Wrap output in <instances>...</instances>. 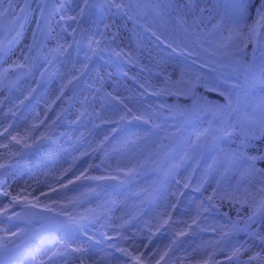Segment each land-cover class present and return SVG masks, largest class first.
I'll return each mask as SVG.
<instances>
[{
	"label": "bare ground",
	"instance_id": "obj_1",
	"mask_svg": "<svg viewBox=\"0 0 264 264\" xmlns=\"http://www.w3.org/2000/svg\"><path fill=\"white\" fill-rule=\"evenodd\" d=\"M71 1L72 4L67 2L68 8L75 7V0ZM182 3H187V0H182ZM20 5L19 8L15 7L14 17L25 8L28 22L20 21L25 27L17 43L10 45L9 41L20 30L18 24L16 31H11L4 42V48L0 51V69L16 61L17 54L22 59V53L27 52L31 42L34 8L27 0H21ZM205 6L200 4V7ZM176 7V4L169 5L168 0H160L156 10L144 9L139 13L129 10L128 16L115 17L114 23L119 34L113 39L115 29L108 30L112 46L116 52L123 50L129 55H121L119 63L114 64L101 54L97 65H92V72L84 80L83 88L74 97L68 92L67 82L77 75L86 60L83 59L82 49L76 45L67 57L64 52L58 54L54 51L55 41L59 38L57 32L60 37L65 35L60 28L51 34V38L42 41L38 50L34 49L29 54V79L22 83L20 89L0 95V131L13 125L15 134L23 131L28 124L44 120L51 136V140L45 141L38 151L27 152L13 167L4 171L0 177L5 181L4 188L14 195L24 184H31L37 189L34 195L39 196L42 202L36 208H51L60 212L68 206L78 205L72 208V214L87 213L90 219L82 224L83 228H67L64 233L68 235L61 237L62 241L71 242L72 247L79 244L88 247L89 259L86 264H124L126 257H123L120 249L128 248L133 239L142 250L156 253L155 259L150 258L148 264L155 263L165 251L168 254L160 264H204L210 254L217 264H227L226 256L231 253L232 246L240 244H245L249 250L242 253L237 264H249V257L256 253L260 254L259 258L250 264H264V241L260 239L264 237V214L257 213L253 220H249L248 217L256 210L255 206H250L251 202L241 205L230 200L238 183L241 191L246 187L255 191V186L261 180L256 174L247 175L242 180V168L225 172L223 162L226 154L240 147L238 135L227 134V141L202 154V148L196 144V137L199 131L208 127V121L198 123L183 133L182 119L176 117L171 121H162L157 112L164 104L148 95L150 92L188 95L190 92L186 85L174 83L180 78L182 69H187L185 80H194L199 72L205 79L202 81L205 88L217 85L225 95L234 90L241 93V88L233 86L244 85L243 71L232 70L235 63L229 61L231 66L221 67L219 54L213 57L210 55L211 49L209 52L204 51L208 48L204 41L215 21L206 16L202 22H194L192 14L181 13L183 27L187 28V32L181 33L176 28V24H180L175 19ZM196 15L199 16L198 10ZM105 22L113 23V20L105 18ZM140 25L147 27L145 33L139 30ZM53 26L56 27L55 23ZM88 27L85 25L86 29ZM104 31L103 24L99 25V32L95 27L85 31L87 49H90V40H100L99 48L92 45L96 51L90 49V53L103 50L101 33ZM156 35L161 40L158 41ZM165 43H171L173 47L179 44L181 48L187 45L194 49L201 58L197 60V66H192V59L180 54L179 50L173 53L167 46L163 47ZM68 44H73L71 37L68 38ZM201 44L203 47H200ZM236 56L242 61L252 62L253 45L248 43L244 53H237ZM201 61H207L215 70L209 73L205 71L206 68L199 70ZM254 63L257 70L264 63V48L259 45L256 47ZM43 73H46L44 80L41 79ZM168 76H171V81L166 83L165 77ZM97 80L104 84L101 98L91 95ZM27 95H32L33 99L25 105ZM262 96L264 87L257 85L249 87L247 95L242 94V99L252 106ZM112 98L118 99L120 105L109 102ZM92 104L95 105L98 119L91 114ZM23 106L26 108L21 112ZM128 109H131V113L126 115ZM133 115H144L145 118L152 115V121L145 124L134 120ZM57 116L61 117L59 125L53 121ZM121 116L130 122V127L117 134L114 132L115 121ZM98 122L108 125L96 128ZM155 123L162 124L158 132L152 131ZM231 131V128L226 129V132ZM172 133L176 135L172 136ZM66 136L72 140L64 142ZM161 137L173 138L174 144L159 150ZM7 142V139L0 137V144ZM3 151L0 149V153ZM246 154L254 155L255 149H248ZM157 156H162L164 166L153 177L146 178L141 168ZM133 166L137 172L126 176L125 173ZM256 168L264 169V162L257 161ZM85 176L89 178L85 179ZM77 177L80 179L77 180ZM69 180L75 183L68 184ZM37 181L41 184L37 185ZM104 183L111 184L113 189L99 190L97 196L86 189L87 185ZM185 184L190 189L188 194L183 192ZM48 185L57 191H50ZM151 189L156 190L154 202L145 206L140 198ZM41 191L46 193L47 198L40 195ZM209 197H212L211 201ZM91 199L93 201L89 202ZM7 203V197H0V208ZM173 204L176 205L175 209L172 208ZM210 204L218 208L213 211ZM198 210L202 213L198 220L200 227L188 229L183 222L190 224ZM162 213L165 214L163 219H167L166 214L170 213L173 220L179 223L171 225L170 221L171 226H166L167 230L161 228L158 231ZM0 229L5 230L0 231V236L14 232L9 224L0 223ZM181 231H187V235L177 236ZM222 232H227L228 236L217 244ZM56 242L55 232L45 236L40 227H35L28 239L18 242L19 247L15 248L16 253L9 264H40V261L47 260L57 251ZM61 259V256L54 257L49 264H79L77 259Z\"/></svg>",
	"mask_w": 264,
	"mask_h": 264
},
{
	"label": "snow or ice",
	"instance_id": "obj_2",
	"mask_svg": "<svg viewBox=\"0 0 264 264\" xmlns=\"http://www.w3.org/2000/svg\"><path fill=\"white\" fill-rule=\"evenodd\" d=\"M67 2L68 0H39L38 8L32 10L33 12H38V15L31 20L34 27L31 29V42L27 47V52L22 53V59L13 62V65L5 71L28 68V62L31 59L29 54L32 53L34 49L38 50L42 45V41L51 38V34L56 32L57 28H60V31L64 32L65 35L60 37L59 32H57V37L59 38L55 41L56 47L54 51L58 54H62L66 51V45L71 47V45L68 44L69 37H71L73 43H76V34H83L85 31H90L92 27H95L97 32H99V25L103 24L106 31L115 29V31H113V39H115L119 34V30L116 29L114 23L115 17L121 15L128 16L129 9L133 7L137 13H139L144 9L156 10L160 6V0H75V7L72 8L67 7ZM3 3L4 0H0V18L5 14L15 15L14 12L10 11L12 7L11 3H9V9H3ZM201 3L206 6L200 7ZM168 4H176L177 7L175 10L177 11V16L175 19L180 23V27L185 32H187V28L183 27L184 20L181 13H183V15L192 14L194 22H202L203 18L206 16L210 20H214L215 23L212 24V28L207 33V39L204 41V43L208 45V48H205L204 51L209 52L211 49L210 55L213 57H217L219 54L221 67L231 66L229 61L235 63L236 66L232 70L234 72H240L242 70L245 75V84L243 86L239 84L233 86L234 88H241V93H237L234 97L231 93L225 96V93L220 91L217 85L206 88L208 92H219V95L226 99L227 103L225 104H220L218 102L213 104L204 97H197L193 93L188 97L192 102V110L186 114V122L191 120L193 114H198L204 110V108L201 107L202 102L204 106L219 109L220 118L222 120L224 118L230 121L234 119V123L229 125L232 131L226 132V129L224 131L228 135H238L240 147L235 152L226 154L223 165L226 173L233 168H242V180L247 175L251 174H256L261 177L259 184L255 186V191H250L247 187L241 191L238 183L236 190L230 196V200L233 203L238 202L244 205L251 202L250 206H255L256 210L248 217L249 220H253L257 213L264 214V169L256 168L257 161L264 162V96L252 106H248L242 99V94L246 96L249 87H255L257 85L264 87V63L261 64L258 70L254 63L257 45L264 48V0H187V3H182V0H168ZM185 9H187V11H185ZM197 10L199 11V16L196 15ZM25 11V8H22V15L16 18V23L19 25L20 30L17 32V35L9 41L10 45L17 43L19 38L23 36L25 24L20 23V21L28 22ZM156 14L159 15V11H157ZM93 17H95V19H93ZM105 18L113 20V23H106ZM129 19H131V17H129ZM54 23L56 27L53 26ZM73 25H75V27H73ZM85 25L89 27L86 29ZM198 27L197 24V29ZM69 28H71V32L68 31ZM10 31H16V28ZM93 35H96V33H93ZM101 35L103 34L101 33ZM153 35H155V33H153ZM156 39L158 41L161 40L159 36H156ZM161 43H164V41H161ZM248 43L253 45L252 62L242 61L240 57L236 56L237 53L241 55L244 53ZM92 45H96V48H99L100 40L92 39L89 41V48L95 52L96 49H93ZM166 46L170 48L173 53L179 50L180 54L191 58L192 66H197V60L201 59L199 55L195 53V50L188 48L187 45L181 48L179 44L173 47L171 43H168ZM200 47H203V44H201ZM3 48L4 42L0 41V51H2ZM115 54L117 56L129 55L123 52V50ZM205 68H208L210 71L215 70L207 61H201L198 65V69L203 70ZM186 74L187 69H182L180 78L174 83L186 85L188 91L191 92L194 84L199 82L202 76L198 72L194 80H185L184 77ZM168 81H171V76L165 77V82L167 83ZM141 87L143 86L141 85ZM166 90L167 89H162V91ZM57 98L59 99V97ZM129 113H131V109H128L126 115ZM13 115H15V113H13ZM132 118L137 121H142L145 124L152 121V115H148L147 118H145L144 115H133ZM153 126L159 127V125ZM48 130L49 126L44 120H39L38 123L34 122L28 124L23 131L15 132V134H13V125L3 128V130L0 131V137L7 139L8 142L0 144V149L4 150L3 153H0V160L3 161L0 162V177L3 176L5 170L13 167L14 163L18 162V159H22L27 152L38 151L45 141L51 140ZM211 131V127L205 128L197 135L196 144L198 147L207 148L210 143H215L216 140L221 138V135H214L211 141H209L208 137ZM171 135L175 136L176 133H172ZM248 149H255V154H246ZM136 172L137 169L133 166L128 169L125 175L131 176ZM81 175L83 176V173ZM84 178L88 179L89 177L85 176ZM79 179L80 177H77V180ZM73 183H75V181H68V184ZM4 184L5 181L0 179V197L8 198V203L0 208V223H3L5 219L11 221L13 217L20 219L22 212L31 208H36L42 203L39 196L34 195L37 189L31 184H24L14 195L11 191L4 188ZM40 184L41 182L37 181V185ZM184 187L187 188L188 185L185 184ZM48 188L52 192L57 191L55 188H52L51 185H48ZM40 195L46 196L47 198L46 193L42 191ZM29 197H32V199L30 200ZM208 199L211 201L212 197ZM175 207L176 205L173 204L172 208L175 209ZM209 207H211V204ZM16 208H20V212L13 211V209ZM207 210L208 209H204V211ZM47 211H53V209H47ZM59 215H64V213L61 212ZM164 215V213L161 214L162 222H159L157 225L158 231L161 228L166 229V226L170 227L171 225L179 223L173 220L170 213L166 214L167 219H163ZM201 215L202 213L198 210L190 224L186 221L183 223L187 225L188 229H192L193 227L198 229L200 227L198 220ZM68 219L72 220L73 218L69 216ZM170 221L171 225L169 223ZM0 231L5 230L0 229ZM185 235H187V231L177 233V236ZM23 236V230L11 232L10 235L6 234L0 236V255L4 252L11 251L10 245L12 248H18L19 244L17 241H20ZM227 236V232H222L216 243L219 244L220 240H223ZM121 238L123 239L124 237ZM89 239L91 238L89 237ZM260 239L264 241V237H260ZM173 243H175V241ZM144 247L147 249V245ZM248 250L245 244H240L238 246L233 245L231 253L226 256L227 264H237L242 253ZM120 251L123 257H126L124 264H148L149 259H155L156 255V253L152 251L142 250L135 239L132 240L128 248L120 249ZM167 254V251H165L160 255V260H164ZM259 255V253H256L250 256L249 264L251 261L258 259ZM57 256L67 257L68 259L75 258L79 260V264H86L89 259V249L83 244H79L76 247H65L62 252L59 250L53 252L47 257V260L40 261V264H49V262ZM160 260H156L155 264H160ZM209 261H212V264H217V262L213 260L211 254L208 256V260L204 261V264H209ZM0 264H2V261H0Z\"/></svg>",
	"mask_w": 264,
	"mask_h": 264
},
{
	"label": "rangeland",
	"instance_id": "obj_3",
	"mask_svg": "<svg viewBox=\"0 0 264 264\" xmlns=\"http://www.w3.org/2000/svg\"><path fill=\"white\" fill-rule=\"evenodd\" d=\"M8 1H9V0H4V3H3V9L6 8ZM20 1H21V0H15V4H16L17 8L21 7V5H20ZM27 2H28V4H30V6H31L32 8H34V9H32V10H35V9L38 8L39 0H27ZM69 3L71 4V1H69ZM129 10H130V11H133V10H135V8L133 7L132 9H129ZM21 15H22V13L18 11L16 17H14L15 19H13V26H12V29L15 28L16 25H17V23H16V18L19 17V16H21ZM34 15L37 16V15H38V12H34ZM0 20H1V18H0ZM176 28H177L181 33H185V32L182 30V28L180 27V24H176ZM69 29H70L69 32H71V28H69ZM146 29H147L146 26H144V25H140L139 30H141V33H145V32H146ZM10 32H11V31H10ZM9 34H10V33H9ZM9 34H6V33H4V32L2 31V29H1V24H0V41L5 42L6 39L8 38V36H9ZM76 36H78V38H77V40H76L77 42L71 44V47H68V48L66 49V51H64L65 56L67 57L69 51L71 50V48H72L73 46L76 45L77 47H80V48L82 49V56H83V59L86 60V61L84 62V64H82V69L76 73L77 75H76L75 77H72V79H70V81L67 82V89H68V92H70V94L73 95V97H74V95H76L78 92H80V90L83 88V86H84V85H83V84H84V83H83L84 80L86 79V77L89 76L90 72H92V69H93V68H92V65H93L94 63H95L94 65H97L98 61L100 60L101 54L103 55V57H104L105 59H107L108 61H110L111 63H114V64H118L119 61L121 60V59H120L121 56L118 57V56L115 54L116 51H115V49L113 48L112 43H111V50L109 49V45H108V43H107V38H108L107 31H104V33H103V39H102L103 50H101L100 53H90V49H87V48H86V39H85V37H86V33H85V32H84L83 34H76ZM82 36H83V41H82V43H81V37H82ZM156 36H157V35H156ZM109 38H110V36H109ZM110 39H111V38H110ZM111 40H112V39H111ZM166 44H168V43H165V45H164L163 47H166ZM92 52H93V51H92ZM86 57H88V59H87ZM95 59H96V60H95ZM19 60H21V59H20V54H17V60H16V61H19ZM16 61H14V62H16ZM92 62H94V63L92 64ZM28 63H29V62H28ZM12 65H13V62L10 63V64H8V65H6V66L3 67L2 69H0V95H2V94L5 93V92H11V91H14V90H16V89H17V90L20 89V86L22 85V83H25V82L29 79V77H30V76H29L30 73H29L28 76H27L23 81H21L20 83L14 85V86H12V87H4V86H3V78H4L5 74L8 72V71H5V70L9 69ZM26 69H28V70L30 71V64H29V67L26 68ZM43 71H44V70H42V72H43ZM205 71L208 72V73H209V72H212V71H210L208 68H206ZM45 74H46V73H43V74L41 75V79H42V80H44V76H45ZM82 74H85V75H84V79H83V81L80 83V85H79V87L77 88V90H75V88L72 86V82H73L74 80L78 79L79 77H81ZM201 80H202L203 82L205 81V79H204L203 77H202ZM201 80L199 81L198 84H200ZM243 83L245 84V75H244V73H243ZM103 86H104L103 82H102L101 80H97V81H96V84L93 85V87H92V89H91V95H92L93 97H100V92H101V89H102ZM194 87H195V85L193 86L191 92H190L188 95H190V94L192 93ZM170 93H171V92H170ZM170 93H169V94H170ZM237 93H239V91L234 90L231 94H232V96L234 97ZM175 94H176V93H175ZM148 95H149L154 101H157V102H160V103H163V104H164V106H162L161 109L158 110V112H157L158 117H159L162 121H171L172 119H174V118H176V117L180 118V115L177 114V113H175V112L172 114V117H171L170 119H166V118L163 117L162 109H163V107L168 108V106H167V104H166L165 101H163L162 99H159V98H158V96H159V95H162V93H160V92H155V93H152V94H151V92H150V93H148ZM228 95H229V94H227V95H225V96H228ZM186 96H187V95H186ZM100 98H101V97H100ZM32 99H33L32 95H27V96H26V99H25V105H26V104H30V103L32 102ZM110 101H111L114 105H120V101H119L118 99H116V98H112L111 100H109V102H110ZM25 108H26V106H23V108L21 109V112H22ZM50 110H51V109H50ZM51 111H52V110H51ZM91 114H92V116H93L95 119H98V113H97V111H96V109H95V105H94V104L91 105ZM122 117H123V116L119 117V118L116 119V121H115V123H116V128H115L114 132L117 133V134L123 133L124 131H126V129H128V128L130 127V122H129L126 118H124V117H123V119H122ZM180 119H181V118H180ZM60 120H61V117H60V116L55 117L54 120H53V121H54V124L59 125V124H60ZM121 120H124V121L127 122V124H128L127 128H126L124 131H119V130H120V122H121ZM206 120L208 121V127H207V128L211 127V129H212V131L210 132L209 136L212 138V136H214V135H221V138L218 139V140H216L215 143H212V144L209 145L207 148H202V147H201V148H202V150H201L202 154H206V152L208 153V151H209L210 149H213V148L215 149L218 145L223 144L225 141H227V139H228V135L226 134V132H225L224 130H225V129H228V128H231V127H229V125H230L231 123H234V119L230 121V120H228L227 118H224V119L222 120V119L220 118V115H209V116H207L205 119H202V120L198 121V123L204 122V121H206ZM198 123H197V124H198ZM181 124L183 125L184 130H185L183 133H185V132L187 131L188 128L190 129L191 127H194V126H195V125H194V126H190V125L186 124V123H185V119H182ZM197 124H196V125H197ZM105 125H108V124L105 123V122H98V123H96L95 127H96V128H102V127H104ZM154 125H159V127H154V126H152V131H153V132H158V130L161 128L162 124H161V123H155ZM222 128H223V131H222ZM203 130H204V129H202V131H203ZM202 131H199V134H200ZM164 138L170 140V143H169L168 145H166V146H162V145H163V139H164ZM74 139H75V140H78V137H75ZM70 140H72V138H71L70 136H66V137L64 138V142H69ZM173 144H174V139H173V138H170V137H161V140H160V143H159V145H158V148H159V150H164L165 148H168V147L172 146ZM97 151H99V149H97ZM84 157H85V156H84ZM158 158H159V164H158V167H157L152 173H148V172L146 171V169H145V167H144L146 163L142 166V168H141L142 171H141V172L144 174V176H145L146 178L153 177L154 174H155L159 169H161V168L164 166L162 156H159V157L157 156V157H155V158L152 160V162H154V161L157 160ZM208 178H209V176H207L206 179H208ZM112 187H113V186H112L111 184L104 183V184H102V185H98V184L87 185V186H86V189H87L88 191H91L92 194H93L94 196H97V195L99 194V190H108L109 188H110V189H113ZM183 192L186 193V194H188V193L190 192L189 187L185 188V187L183 186ZM149 196H152L150 201L147 200ZM155 196H156V190H155V189H151V190L148 191V193H147L146 195L141 196V198H140V202H141L143 205H145V206H150V205L154 202ZM92 201H93V199H91L89 202H92ZM91 204H93V203H91ZM75 207H78V205H76V206H74V207L68 206L66 209H64V210H62V211H60V212H56L55 210H53V211H47V209H51V208H41V207L38 208V209L41 210V211H46L47 214H48V216H47V220H46L45 223L32 224V225H22V224H20V223H18V222H14V220H17V219H15V217H13V219H12L11 221H8V220L5 219V220L3 221L2 224H9V225L13 228L14 232H16V231H18V230H23V232H24V236L21 238V240H26V239H28V238L31 236V234H32V230H33V228H35V227H40V228L42 229V233H43V235H45V236H49L50 234H52V233L55 232V234H57V242H56V243H58V244H57L58 246H57V249H56V250H59V251L62 252V251L64 250L65 247H72L71 242H69V241H67V240L62 241V239H61L62 236L64 237V235H68L67 233H64V230L67 229V228H69V229H71V228H78V229H81V228H83L82 224L85 223V222H88L87 220L90 219V217L88 216V214L85 213V212H78L77 214H72V213H71V210H72V208H75ZM81 207H82V205H81ZM217 208H218V207L215 206V205L211 206V209H212L213 211H215ZM13 211L20 212V208L13 209ZM61 212H63L64 215H59V213H61ZM69 216L72 217L73 219H72V220H69V219H68ZM84 229H85V228H84ZM59 237H60V240H61L60 243H59ZM18 242H19V241H17V243H18ZM9 247L11 248V251H9V252H10V257L8 258V260H6V261L4 262V264H9L10 260L13 259L14 255H15V253H16L15 248H12L11 245H10ZM61 258H62L61 260H66V259H68L67 257H63V256H61ZM69 260H73V261H74L75 258H73V259H69ZM158 260H160V259H158ZM161 261H162V260H160V262H161ZM152 264H155V263H152ZM161 264H163V263H161Z\"/></svg>",
	"mask_w": 264,
	"mask_h": 264
},
{
	"label": "water",
	"instance_id": "obj_4",
	"mask_svg": "<svg viewBox=\"0 0 264 264\" xmlns=\"http://www.w3.org/2000/svg\"><path fill=\"white\" fill-rule=\"evenodd\" d=\"M10 11L13 12L12 7H11ZM10 17H11V15H8V14H6L3 17V23H4V28L3 29H4L5 32H9V30H10V27H11ZM26 73H27V71L24 70V69H18V70H14V71L9 72V74L5 78V85H13L17 81L21 80L26 75ZM82 79H83V77L80 78V80H78V82L76 84V87H78V85L82 81ZM222 104H225V101L224 100L222 101ZM205 111H206L205 114H207L208 112L220 113V110L219 109H213L212 111H210L209 109H207V110L205 109ZM193 121L194 120L191 117L190 122H193ZM156 166H157V162L154 163V164H147V167H148L149 171H152ZM42 213H43V216L40 219L35 220L36 223H40V222L45 221L46 213L45 212H42ZM22 221L24 223H27V224H31L33 222V221H25V220H22ZM8 256H9V253L8 252H4L2 255H0V261H2V264H3V261L6 258H8Z\"/></svg>",
	"mask_w": 264,
	"mask_h": 264
}]
</instances>
